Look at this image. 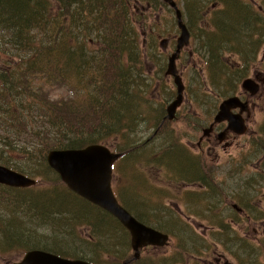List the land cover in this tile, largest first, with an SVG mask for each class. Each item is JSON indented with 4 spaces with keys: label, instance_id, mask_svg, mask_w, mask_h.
<instances>
[{
    "label": "rangeland",
    "instance_id": "rangeland-1",
    "mask_svg": "<svg viewBox=\"0 0 264 264\" xmlns=\"http://www.w3.org/2000/svg\"><path fill=\"white\" fill-rule=\"evenodd\" d=\"M175 1L182 11L184 22L186 26L189 27L193 38L192 45L186 48L178 63L179 73L183 77L184 84L187 86L184 94L185 101L178 111L177 120L173 122L166 121L165 124H161L164 128L162 132L163 135L160 133L161 136L156 138L154 142L149 143L146 147L144 143L147 136L145 130L148 127V123L151 124L154 122L153 115L141 112L143 108L141 101L134 103V100L135 97L146 98L151 106L158 105L162 106L163 109H166L168 104L175 99L176 86L173 84L171 78L165 76V71H163L164 77L160 74V71L163 62L165 63L164 68L166 69L168 57L175 51L174 49L177 43V38L180 35V30L177 27V17L175 16L174 9H171L169 5L163 2V0H141L139 10L132 14L136 17H140L137 19V29H139L140 32L138 43L142 46L145 63V65H143L144 72L142 70L140 72L137 68L135 70L136 74L134 72L129 74V85L132 84V86H135H130L132 89L129 91V93L133 94L132 96L134 100L121 103L122 106L135 108L137 112L130 114L139 119V131L141 133L133 136H128L126 135L127 133L115 136L113 140H109L108 145H113L114 150H116V147H120L121 145H124V143H132L133 141L135 144H138L139 147L141 146L142 149H144V147L146 148L143 152L137 155L133 152L132 159L117 166L118 171L116 175L113 176L114 190L117 192L119 200L121 199L126 202V207L130 212L132 211V213L146 223L148 222L154 227L162 228L168 232L167 234L173 236V242L176 243L175 245L178 247L176 260L183 259L184 256L179 257V255L184 254L186 256L188 254H194L195 251L192 253V250L194 249H190L189 247H200L203 245V230L207 228L214 232L210 244H223L220 241L224 239L226 243H230L231 245L235 243L239 246L241 264H264V227L260 228V225L258 224H251L249 227L250 238L248 239L246 235L237 230V225L235 226L232 223L227 216L228 214L226 215V205L224 204L226 196L231 192H234L237 196L245 194L244 198L249 196L248 199L251 200L256 198L255 195H264V167L260 166L258 168L259 170L255 171L256 168L251 166L254 162L257 163L259 160H264V151L263 153H260L250 148V146L246 147V150L248 149L249 151L244 158L250 164L249 170L246 173L247 176L251 174V181L248 187L247 185L237 186V188L233 187L236 184L237 178L228 180L226 184L222 183V186L218 183H212V190L209 189L205 192L203 197H201L200 206L196 200L190 199L189 197L194 194L198 198L199 189L196 187L197 185L194 184L191 186L192 188H186L185 184H178L171 177V174L173 175L174 172V165L168 161H177L176 159L170 157L166 160L167 162L164 160V163L170 164L168 171L164 165L161 167L160 165L158 166L157 163H148V160L152 159L153 161L156 159L154 156L170 149L174 157L180 159L179 161L185 165L186 163L183 162L180 156L173 153L174 150L180 148L187 153V157L191 160L189 161L190 164H193H187L188 166H191L189 169L191 170L194 168V171H197L196 168L198 167V164L194 161L193 140L197 135L201 137L202 128L206 127L216 114L218 107L216 109L211 107L215 104L216 96L217 98L220 96L216 91L215 94L210 90L205 89L202 81V79L207 82L210 81L207 65L203 61V59H208V54H206V50L203 48V41H205L204 33L212 31V27L208 25L207 21L215 16L219 18L221 12L228 11L232 17L235 16L234 11L230 9L231 6L221 0ZM234 1L241 5L248 3L250 0ZM256 1L258 4L263 5L264 0ZM203 7L205 11L201 9ZM195 9H199L198 11H200V15H204L206 22L201 21V17H198L195 21ZM237 21L240 25L244 22L241 18ZM150 26L158 27L159 32L156 34H146L145 32L148 31L147 28ZM205 27L206 30L202 31L201 29H204ZM258 28H262V32H264V27L262 25H259ZM249 30L250 31L245 32L246 34L243 35L244 37L240 36L241 38H233L231 35L226 38L227 40L220 39L221 42L219 47L240 46L246 48L249 43H252V38L260 39L259 36L253 34L255 30L252 28ZM219 33H221L220 30H218L217 36ZM218 37H220V35ZM163 38L168 39V46L165 49H162L159 45ZM146 43H148V46H145ZM259 47L258 53L246 54L252 57L250 61H244L242 55L232 56V63L227 61V64L231 66V69H224L225 73L221 75V79H218L219 83H221V89L230 91L228 81L233 77V68L235 71L242 73V80L235 81L237 82L235 92L231 93L230 91L228 96L218 98L216 106L221 103L222 100L232 97V95H239L241 92L240 86L245 78H254L255 72L258 70L264 72V42L260 43ZM147 48L152 52H148ZM246 51H252V48L247 47L244 52ZM190 54H192V58H189ZM53 88V90L47 89L48 98L51 97L52 99L60 100L65 96L68 97V89H65L64 87L60 88L58 86ZM199 96L200 99L198 102L201 104L197 107L193 103V98L196 99ZM120 100L119 97L118 103ZM257 102L259 105L257 111L252 114L251 120L253 121L248 126L250 131L245 138L246 141L248 139L250 143L256 141L255 137L252 136L251 131L258 130V126L264 123V94L257 99L256 103ZM124 110H126L125 112L129 111L127 108H124ZM208 112L211 114L208 118H205V115ZM38 125L41 126L42 123H38ZM167 133H169L170 138L164 136ZM259 140L260 139L256 141L257 144L259 143ZM256 142L252 144L253 147ZM242 145L243 144L240 146ZM236 148L233 147L231 151L233 156L239 159L240 151ZM224 156V153H222V158H224ZM12 160L17 164L22 163L23 161L20 157H18L17 160ZM38 161L39 160H33L23 163L26 165L35 164V168L41 169L43 166L42 164L39 166ZM135 161H138L139 164L135 163ZM0 164L2 165L1 162ZM165 165L168 167V164ZM42 169L45 170L44 168ZM37 174L42 175L41 172H37ZM37 181L39 182L37 185L39 189H43V191L49 189L48 192H44V194L47 193V196H50L53 199L55 197L57 198L55 203L49 204V206L45 208V212H43L44 208H39L38 213L33 212L32 215H30L29 212L31 211L25 210L26 206L24 205V200H10L8 197L3 201L6 205L0 207V214L3 215V217H1L4 222L16 219L17 226H20V229H22V234L20 236L21 240L24 237L29 238L28 240H33L30 244H33L36 243L33 236H40L41 234L46 237V244L52 245L57 241L59 243L58 246L61 245L60 250L67 254L77 255L79 258H89V260H95L97 262L99 261V264L123 263V258L127 249L126 245L130 243V241L128 240V242L123 243L122 240L118 239L119 236L115 235V230L121 231V229H118L116 225L103 214L88 207L79 197L71 195V192L63 183L53 180L51 177L47 178L44 175L42 178H38ZM44 181H48L53 185L55 184V187L51 189V184L48 185ZM40 183L42 184L39 186ZM142 183H144V185H141ZM147 186H150L152 190H149ZM215 197L221 199L219 203L213 201V198ZM244 198L240 197V200H243ZM40 201L43 202L44 200ZM142 201H145L146 203ZM81 202H84V204ZM27 203H31V200ZM52 207L54 211L67 209L72 212L73 215H76L77 220L72 221L61 219L51 222L53 216H47V212L49 208ZM200 207L204 211L203 213L199 210ZM207 207H210L211 210L207 209ZM258 207L262 206L258 204ZM262 208L264 211V207ZM6 209H9V211ZM200 214L203 216L205 215L204 219L200 218ZM55 216L60 217L59 214H55ZM251 216L259 221L264 219V214L262 216L259 214ZM34 218H37V220H35L34 223L30 222V220H34ZM102 219L103 221L101 222ZM44 223H46V225L43 226L42 224ZM171 223H173V226ZM199 225L205 226V228L200 229ZM9 226V224L5 223L3 229L0 230L3 231L4 229H8ZM253 228H258L259 233L255 232ZM5 232L6 230H4V233ZM11 239L18 240V238L10 237L8 241ZM40 241L44 243V241ZM105 248H109L110 252L104 251L103 249ZM162 250L164 251L166 248H163ZM24 251L26 250L12 253V251L5 252L4 250H0V253L2 254H11V256H0V258L4 257L8 260L6 262L11 263L13 262L12 260H20Z\"/></svg>",
    "mask_w": 264,
    "mask_h": 264
},
{
    "label": "trees",
    "instance_id": "trees-1",
    "mask_svg": "<svg viewBox=\"0 0 264 264\" xmlns=\"http://www.w3.org/2000/svg\"><path fill=\"white\" fill-rule=\"evenodd\" d=\"M128 1L134 0H0V162L2 165L35 179L44 175L62 183L59 176L47 164L46 156L53 149H82L87 145L98 143L114 149L113 145H108L109 140L125 133L119 132L120 127H111L110 123H120L121 116L126 111L124 108L127 110L133 108L121 104L124 101L134 100L133 94L129 91L135 86L129 85V74L135 73L137 68L140 72L141 70L144 72L143 65H145L142 46L138 43L136 22L133 20ZM221 1L228 3L234 13L237 10V20L240 18L243 21L247 20L248 13L243 8L240 9L239 3L234 0ZM90 5L101 15L102 21L99 25L89 26L81 19L82 11L90 10L88 8ZM201 9L205 11L204 7ZM197 15L201 17V21L206 22L200 11ZM207 22L212 27V31L205 32L204 36L219 39L221 33L217 36V32L220 30V32L224 31L226 37L232 35L233 38H241L234 32L240 24L238 21L234 26L227 25L224 28L218 24L216 16ZM258 26L254 24L248 28L255 30L253 34L260 37L263 29ZM201 30H206V27ZM237 31L241 32V28ZM213 42L214 39L203 41V48L208 54V59L203 61L206 60L209 84L211 83L207 89L212 93L216 91L220 95L218 98H222L228 96L230 91L235 92L237 82L236 79L233 82L228 81L230 91L221 89V83L215 78L214 70L218 73L224 69L230 70L231 66L227 61L232 63V56L236 55L219 54L220 49L214 46ZM254 42L258 43L260 39L252 38V43ZM147 51L152 52L148 48ZM242 59L250 61L252 57L243 54ZM164 67L163 62L160 71L163 77V71L166 70ZM222 72L225 73V70ZM238 74L242 75L233 68L232 76ZM241 80L242 78L238 81ZM55 86L65 89L67 87L68 97L65 96L60 100L48 98L47 89L53 90ZM109 93L112 95L113 103L110 101L111 95L105 99ZM119 97L121 100L118 103ZM89 98H93L96 104L88 103ZM218 98L216 96L215 104L211 108H217ZM138 101H141L143 106L141 112L151 113L155 117L156 125L162 126L166 109L158 105L151 106L146 98L135 97L134 103ZM97 109L103 110L106 117L100 114L101 112L97 113ZM115 109L120 111L116 112ZM210 114L208 112L205 118ZM38 123L42 125L39 126ZM135 148L133 142L116 147L117 153L124 154L119 164L122 165L132 159ZM18 157L23 160L22 163L17 164L12 160H17ZM154 157L156 159L148 160V163H157L161 167L164 165L168 171L170 164L164 162L171 155H166L164 151ZM33 160H39L38 165L42 164L45 170L35 168V164L23 163ZM176 160L179 163L175 160L168 162L174 165V169L181 168L184 164L179 161L180 159L176 158ZM165 164H168V167ZM186 164L189 165L190 162ZM189 168L191 166H188L185 175L179 173L171 177L178 184H191L197 174L194 168L191 170ZM37 172H41L42 175H38ZM44 182L51 184L48 181ZM54 187L55 184L50 185L51 189ZM48 190L43 191L37 186L18 190L0 185V207L6 205L3 201L8 197L10 200H24L25 210L31 211L30 215L33 212L38 213L39 208H44L43 212H45V208L49 206L45 199H52L51 204L57 201L56 197L53 199L48 197L47 193L44 194ZM30 200L31 203H27ZM85 204L110 219L118 228V221L113 216L91 203L85 202ZM35 220L37 218L30 222L34 223ZM12 224L13 226L10 224L9 227L10 237L18 240L11 239L2 245L0 250L13 253L39 249L67 258H78L77 255L67 254L60 249L56 251L38 246L37 243L30 244L33 240H28L29 238L24 237L21 240L22 229L17 226L16 219L12 220ZM2 228L0 225V229ZM91 261L99 264L95 260Z\"/></svg>",
    "mask_w": 264,
    "mask_h": 264
},
{
    "label": "flooded vegetation",
    "instance_id": "flooded-vegetation-1",
    "mask_svg": "<svg viewBox=\"0 0 264 264\" xmlns=\"http://www.w3.org/2000/svg\"><path fill=\"white\" fill-rule=\"evenodd\" d=\"M140 1L141 0H134V2L128 1V6L131 8L132 13L139 10ZM250 2L252 3L254 2V0H250ZM259 8L263 9L262 6H260ZM132 17L134 18L133 20L136 22L137 29V19L140 17H136L134 14H132ZM147 29L148 31L145 32L146 34H156L157 32H159V28L155 26H150ZM137 33H140L139 29H137ZM162 40L163 41H161L159 45L168 44V39L163 38ZM145 46H148V43H146ZM263 73V71L258 70L255 72L254 76L255 80L258 79L262 83L260 87L261 93L258 97H256L255 99H251L248 93L239 94L241 99L244 102L247 101L249 104L246 114L243 115L246 119L247 126H249L253 121L251 120L252 114L257 111L259 105L258 102L256 103L257 99L264 94ZM238 112H240L239 109L234 110V113ZM214 118L215 117L212 118V120L206 127L202 128L201 137L197 135V137L193 140L194 158L196 163L198 164V167L196 168L197 171H195L197 174L195 184L197 185L196 187H198L199 189L198 198L203 197L205 192L209 189L212 190V183H218L220 186H222V183L226 184L228 180H232L234 178L237 179L236 184L233 187L237 188V186L241 185H247L248 187L251 181V174L247 176L246 173L250 167L249 162L244 158L249 151L248 149L246 150V147L250 146V148L260 153H263L264 151V143L260 144V142H262V140L264 139V123L258 126V130L251 131L252 136L255 137L256 141L260 139L259 143L257 144L256 141H253L251 143L248 139L246 141L245 138L247 135L238 136L236 134L234 135L233 133H231L228 130L229 128H227V122L214 124L212 126V132H210L208 136H203L205 128H209L212 125V123L214 122ZM255 142L256 144L253 147L252 144ZM241 144L243 145L240 146ZM233 147H237L236 149L240 151L239 159L233 156V153L231 151ZM222 153H224L225 155L224 158H222ZM251 166L256 168L255 171L259 170L258 168L260 166L264 167V160H259V162L257 163L254 162L251 164ZM244 195L245 194H241L237 196L234 192H231L226 196L224 204L226 205V210L229 209L230 211V214L232 216L230 220L232 221V223L235 226L237 225V230L242 232L249 239V227L251 226V224H258L260 225V228L264 227V219L262 221H259L251 216L255 214H259L260 216H262L264 214L262 208L264 207V195H255L256 198L254 200L248 199L249 196L245 197V199ZM240 197H243L244 199L240 200ZM200 200L198 201L199 206ZM258 204L262 207H258ZM207 209L211 210L210 207H207ZM199 210L202 213L204 212L201 207L199 208ZM200 215V218L204 219L205 215ZM141 223L146 224L147 226L148 222L146 223L145 221H141ZM151 227L155 228L153 226ZM199 228L204 229L205 226L199 225ZM253 230L259 233L258 228H253ZM203 233V245L200 247H189L190 249H194L192 250V253H194V251L195 253L188 254L186 256L184 254L179 255V257L184 256L183 259L176 260L178 247L175 245L176 243L173 242L172 236H170L171 239L167 246L163 247L164 249L166 248V250L164 251L162 250L163 248L148 245L144 248H141L136 253L134 252L133 247L131 245V236L129 235V232L125 230L126 237L123 243L128 242V240L130 241V243H128L129 245H126V254L123 258L124 260L122 264H241V254L239 246L237 244L234 243L231 245L230 243H226L224 239L220 241L223 244H210L212 242L211 238L214 232L211 229L206 228L205 230H203ZM103 250L110 252L109 248H105ZM0 256L7 257L11 256V254L0 253ZM4 257L0 258V264H14L22 260V258L20 260H12L13 262L10 263L6 262L8 260Z\"/></svg>",
    "mask_w": 264,
    "mask_h": 264
},
{
    "label": "water",
    "instance_id": "water-1",
    "mask_svg": "<svg viewBox=\"0 0 264 264\" xmlns=\"http://www.w3.org/2000/svg\"><path fill=\"white\" fill-rule=\"evenodd\" d=\"M169 5L176 9L178 16V27L181 30L180 36L177 38L176 51L168 60L166 70L167 76L174 79V85L177 86V98L167 106L166 119L175 120L178 108L184 101L185 84L182 77L178 73L177 62L182 50L190 44V32L188 27L182 21L181 12L177 8V4L173 0H165ZM163 45V44H162ZM242 89L256 96L259 91V85L256 81L248 78L243 81ZM219 112L215 116V123H229L228 128L231 132L244 135L247 131L245 120L242 116L248 108V104L242 103L239 97L234 96L222 101L219 105ZM241 109L236 114L234 109ZM212 131V126L206 129L204 136ZM223 141V140H221ZM121 158L120 154L112 153L103 145H89L85 149L75 150H53L48 154V163L52 170H55L62 181L68 185L73 191L93 203L99 208L104 209L113 215L121 225L125 226L132 236V247L136 252L140 248L149 245H164L168 240V236L155 231L152 228H146L135 219L121 204L117 201L111 188L112 168L115 161ZM0 184L10 186L12 188H31L36 185L34 179H29L22 173L15 172L10 168L0 165ZM14 264H89L85 261L72 259H64L49 252L40 250L29 251L21 262Z\"/></svg>",
    "mask_w": 264,
    "mask_h": 264
},
{
    "label": "bare ground",
    "instance_id": "bare-ground-1",
    "mask_svg": "<svg viewBox=\"0 0 264 264\" xmlns=\"http://www.w3.org/2000/svg\"><path fill=\"white\" fill-rule=\"evenodd\" d=\"M262 6V5H261ZM262 7H264V5L262 6ZM88 8H90V10H84V11H82V15H81V19L84 21V22H86V23H88V25L89 26H96V25H99V23L102 21V19H101V15L98 13V12H96L95 10L96 9H94V8H92L91 7V5H90V7H88ZM241 8H243L245 11H246V13H248V18H247V20L246 21H244L243 22V24L242 25H240V24H238V26H237V29H235L234 30V32L236 33V34H238V36H242L245 32H247V30L248 29H250V27L248 28V26H253L254 24H256V25H262L263 27H264V17L260 14V12H258V10L254 7V6H250V5H247V4H241V6H240V9ZM199 9H195V21H196V19L199 17L197 14H198V11ZM237 10H236V12H235V16L234 17H232L231 16V14H229L227 11H225V12H221L220 13V15H219V18H218V24L221 26V27H225V26H227V25H232V26H234V24H235V22L236 23H238L237 22ZM106 15V14H105ZM175 16H176V13H175ZM200 19V18H199ZM248 26H247V25ZM241 28V32H239L238 33V29H240ZM229 30V29H228ZM231 33H233L232 31H231ZM261 35L262 36H260V42H258V43H249V45L247 46V47H249V48H252V51H246V52H244L246 49H247V47L245 48V47H240V46H231V47H219V44H220V37H222V38H227L226 37V34H224V31H221V34H220V37H219V39H217V38H215V37H211V36H204V38H205V41H208V40H212V39H214V42H213V44H214V46H218V48L220 49V52H219V54H225V55H242L243 56V54L245 55V54H248V53H250V54H255V53H258L259 51V44L260 43H263L264 42V32H262L261 33ZM231 51V52H228V51ZM244 60V59H243ZM245 61V60H244ZM214 72H215V78L218 80V78L219 79H221V75H223V72L222 71H219V73L217 72V70H214ZM180 74V73H179ZM180 76H181V74H180ZM242 78V75H240V74H238V75H233V77H231L230 79H229V81H231V82H233V80H235L236 79V81H238V80H240ZM202 81H203V83H204V87H205V89H207L208 87H209V82H207L206 80L204 81L203 79H202ZM174 84V83H173ZM176 86V85H175ZM66 89H67V87H66ZM243 91V93H245L246 91H244V90H242ZM109 95H111L110 93L109 94H107L106 95V98L105 99H108L109 98ZM176 97H175V99L173 100V101H175L176 100V98H177V86H176V95H175ZM199 99H200V96L198 97V98H196V99H194L193 98V103H194V105L195 106H199L201 103L200 102H198L199 101ZM88 103L89 102H93V103H95L96 104V102H95V100L93 99V98H89L88 100ZM110 101L113 103V99H112V95H111V97H110ZM99 103H101V102H99ZM112 103H111V109H112V107H113V105H112ZM169 105V104H168ZM105 107L107 108V104L105 105ZM103 108V107H102ZM115 110H117V112H119L120 110L119 109H115ZM97 111V113H99V112H101L100 114H103V115H105V117H106V114L103 112V110L101 111L100 109H97L96 110ZM178 111V110H177ZM125 112V111H124ZM134 112H137L136 110H135V108L133 107V108H131L129 111H127V112H125V114H123L122 116H121V121H120V123H110V126L111 127H120V129H119V132L120 131H123V133H127L126 135H128V136H130V135H138V134H140L141 132L139 131V127H140V121H139V119H137V117L136 116H133L132 114L134 113ZM130 113H132V114H130ZM148 112H145V114H147ZM149 115H152L151 113H148ZM177 114L178 113H176V117H175V120H177L176 118H177ZM102 116V115H101ZM166 116H167V107H166V115H165V118L163 119L164 121H163V124H165L166 123V121H169V122H173V121H175V120H173V121H170V120H168V119H166ZM104 117V116H103ZM153 120H154V122L153 123H151V124H149L148 122V127H147V129L145 130V132H146V139H145V141H144V143H145V145H146V147L148 146V142H154L155 141V139L156 138H158V137H160L161 136V134H162V132H163V126H160V125H156V123H155V117H153ZM162 124V125H163ZM134 128V129H133ZM118 129V128H117ZM79 133H83V132H81V131H78ZM154 132V133H153ZM161 133V134H160ZM163 135V134H162ZM164 136H168L169 138H170V135H169V133H167L166 135H164ZM264 138V137H263ZM133 142V141H132ZM262 144L264 143V139L262 140V142H261ZM133 144L136 146V148H135V150H134V153H135V155H137V154H139V153H141V152H143L144 151V149L146 148V147H144V149H142L141 148V146L139 147L138 146V144H135L134 142H133ZM173 153L174 154H177L178 156H180V158L183 160V162H185V163H187V162H189L190 160H189V158L187 157V153H185L183 150H181L180 148H177L176 150H174L173 151ZM165 154L166 155H171V157H173L174 159H176V157H174V155L172 154V152H171V150L170 149H168L167 151H165ZM135 163H137V164H139V162L137 161H135ZM186 169H188V166H187V164H185V165H183L181 168H177V169H174V172H173V175L172 176H174V175H176V174H179V173H181V174H186ZM29 179H33L31 176L29 177V176H27ZM60 180H61V178H60ZM40 181V180H39ZM62 181V180H61ZM62 183L64 184V186H65V183H64V181H62ZM148 187V189L149 190H152V188L150 187V186H147ZM71 195H72V193H71ZM190 197V199H194V200H196L197 202L200 200V199H202V198H197V196H195V195H190L189 196ZM46 200V202H47V205H49V204H51V202H52V199H45ZM213 201L214 202H219L220 201V199L218 198V197H215V198H213ZM142 202H144V203H146L145 201H142ZM84 204V203H83ZM94 207H95V205H93ZM93 209V208H92ZM129 213H131V215L135 218V219H137V215H135L134 213H132V211L131 212H129ZM55 214H59V216L60 217H57V216H55ZM228 214V215H227ZM49 215H52L53 216V219H52V221L51 222H55V221H57V220H72V221H76L77 220V217H76V215H73L72 214V212H70V211H68L67 209L65 210V209H62V210H59V211H54L53 210V207L52 208H49V210H48V212H47V216H49ZM226 215L229 217V218H232V216H231V214H230V211L227 209L226 210ZM3 215H1L0 214V225H1V227H4V224L6 223V224H11L12 226H13V224H12V220H9L8 222H4L3 221ZM145 217V216H144ZM146 218V217H145ZM45 219V218H44ZM117 220V219H116ZM118 221V220H117ZM17 222V221H16ZM10 225V226H11ZM43 226L44 225H46V223H44V224H42ZM118 229H121V231L123 232H121V231H119V230H115V235H117V236H119V240H122V242L124 241L123 240V238L125 239V230H127V228L125 227V226H123V225H121V223H119V221H118ZM171 225L173 226V223H171ZM9 226V227H10ZM144 226L147 228H150L151 226H152V224L151 223H147V226H146V224H144ZM3 229V228H2ZM4 230H6V232L4 233ZM3 231L2 230H0V234H1V236H0V247L2 246V245H4L6 242H8V239L10 238V235H11V232L9 233V228L8 229H4ZM128 231V230H127ZM129 232V231H128ZM124 235V236H123ZM129 235H130V232H129ZM34 238H35V240L37 241L36 243H37V245L38 246H41V247H48V248H50V249H52V250H56L57 251V249H60V246L61 245H59L58 246V242L57 241H55L52 245H48V244H46V237H44L43 235H41L40 234V236H33ZM40 240H42V241H44V243L43 242H41ZM156 247H158V248H163V247H165V246H162V245H160V246H156ZM37 250H39V249H37ZM133 250H134V248H133ZM40 251H43V250H40ZM45 252V251H44ZM46 252H48V251H46ZM134 252H136L135 250H134ZM137 253V252H136ZM253 264V263H252Z\"/></svg>",
    "mask_w": 264,
    "mask_h": 264
}]
</instances>
